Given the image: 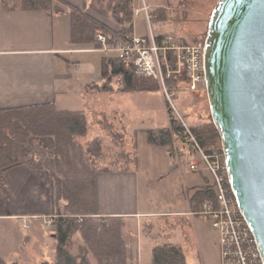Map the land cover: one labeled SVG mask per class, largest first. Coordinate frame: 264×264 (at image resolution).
<instances>
[{
	"label": "crops",
	"instance_id": "obj_1",
	"mask_svg": "<svg viewBox=\"0 0 264 264\" xmlns=\"http://www.w3.org/2000/svg\"><path fill=\"white\" fill-rule=\"evenodd\" d=\"M63 1L57 0L61 4L58 11L56 8L10 7L0 0V109L55 103L61 110H84L88 117L87 110L73 108V94L86 91L92 96L95 80L91 77L97 74L102 53L106 51L98 49V44L72 41L73 7L90 13L93 0ZM137 7L135 5V9ZM135 18L134 33L145 35L136 31ZM72 70L75 73L71 74ZM54 147L53 137L32 136L28 150L32 159L43 160V167L22 162L6 170L0 169V257L7 262L43 264L55 261L57 241L53 230L57 209L54 181L50 176L55 170V162L48 154ZM116 156H112V161ZM124 162V159L115 162L110 170L96 174L97 215L124 219V237L135 262L151 264L154 239L159 236L157 231L162 224L160 217L187 216L185 223H190L199 237L195 222L199 215L193 214L190 197L207 184L192 183V193L183 208L152 210L148 208L152 196L148 187L154 186L152 180L139 177L138 168L124 167ZM180 163L179 159L173 162V168L177 170ZM175 174L177 172L170 170L167 178L156 176L155 185L175 186L179 180ZM138 179L143 188L140 191ZM207 182L211 184L208 178ZM139 202L143 205L142 210L138 207ZM77 238L81 237L77 234L73 238L76 241L74 252L83 242L77 243ZM31 249H37V258Z\"/></svg>",
	"mask_w": 264,
	"mask_h": 264
},
{
	"label": "trees",
	"instance_id": "obj_2",
	"mask_svg": "<svg viewBox=\"0 0 264 264\" xmlns=\"http://www.w3.org/2000/svg\"><path fill=\"white\" fill-rule=\"evenodd\" d=\"M1 1L10 7L37 10L53 9L57 0ZM135 2L136 0H93L90 3V7L96 12L108 20H114L115 27L85 10L73 7L72 41L95 44L96 31L102 28L107 34V44L110 47L117 46L129 33L134 32ZM158 9V15L165 12L163 6ZM102 54V79L93 83V90L108 94L163 91L160 80L140 74L133 62L120 58L114 51ZM187 82L185 73L182 77L172 75L165 79V85L170 91H176ZM203 90L206 92L205 88ZM167 104L171 108L170 103ZM198 116L199 119L211 120L210 112L207 115L200 112ZM170 120L168 127H151L145 131L151 144L167 146L172 151L176 147L175 137L185 140L186 136L177 119L172 116ZM89 122L86 111L61 110L55 103L0 109V169L6 170L22 162L42 168L43 160L32 159L28 150L29 138L53 137L55 147L48 154L55 162V170L50 172V176L55 187L57 217L53 236L57 241V248L55 261L43 264H139L135 262L133 252L124 237V219L97 215L96 174L110 170L115 162L129 160L130 153L126 150L125 143L112 137L119 151L111 162L112 165L103 164L106 157L103 137L84 142L89 132ZM193 130L202 147L222 146V135L212 120H202ZM134 161L138 162V157ZM212 199L214 191L212 185L207 184L190 197V202L196 212L202 209L205 201ZM77 234L83 242L74 252L73 238ZM0 264L19 263L7 262L0 257ZM151 264H187V261L178 244L166 242L154 245Z\"/></svg>",
	"mask_w": 264,
	"mask_h": 264
},
{
	"label": "rangeland",
	"instance_id": "obj_3",
	"mask_svg": "<svg viewBox=\"0 0 264 264\" xmlns=\"http://www.w3.org/2000/svg\"><path fill=\"white\" fill-rule=\"evenodd\" d=\"M219 1L146 0L147 4L154 10L155 19L152 20V27L155 34L159 32L170 33L192 43L208 36L210 20ZM54 5L55 8L61 9V4L57 1L54 2ZM135 5L141 6V0H136ZM160 6L165 8V12L160 13L162 15H158L157 12L160 11L158 9ZM89 12L115 27L114 20L106 19L94 9ZM135 26L139 34L145 33L147 35L149 33L143 14L135 18ZM99 30L105 31L101 28L96 33ZM95 44L98 42L96 41ZM73 73H75L74 70L71 71V74ZM91 78L95 80L94 82L102 79L101 65L97 74ZM91 93L92 96L86 91L79 92V95L74 93L71 103L73 108L85 109L88 112L90 128L84 142L95 137H103L106 157L102 163L106 165L111 163L114 155L119 151L112 137L125 143L131 158L122 163L124 167H129L132 170L138 168L139 177L151 179V185H154L148 187V191L152 192L149 209L163 211L171 208H183L188 195L192 193V183L208 184L207 178L211 181L208 174L201 175L190 169L194 148L190 143H187L186 139L183 140L176 136L175 150L170 151L167 146L151 144L145 131L149 127H168L172 116L179 123L177 110L192 127L202 123V120L213 121L212 116L211 120L198 118L200 112L204 115H207L208 112L211 114L208 94L207 91L203 90V87L197 91H192L187 85H184L173 91L172 102L177 110L171 101L169 104L171 108H169L166 94L163 91L107 94L94 90ZM135 132L136 135H134ZM136 156H138V163L134 161ZM178 159L181 165L176 170L172 164ZM170 170L177 172L175 175L179 176L175 186L171 188H165L162 184L156 186L154 178L156 176H160L158 179L167 178ZM138 183L140 191L143 189L140 179H138ZM138 207L140 210L143 209L141 202L138 203ZM186 217H160L161 220L159 221L162 224L159 226L157 231L159 236L155 237L154 243L177 242L176 244H179L185 254L187 264H222L219 234L212 222L200 215L195 218L199 231L198 237L190 223H185ZM188 225L190 228L187 227ZM79 241H82L81 238H77V243ZM75 244L76 241L74 246ZM30 252L35 255V258L38 257L37 249H31Z\"/></svg>",
	"mask_w": 264,
	"mask_h": 264
},
{
	"label": "water",
	"instance_id": "obj_4",
	"mask_svg": "<svg viewBox=\"0 0 264 264\" xmlns=\"http://www.w3.org/2000/svg\"><path fill=\"white\" fill-rule=\"evenodd\" d=\"M207 37L211 116L264 255V0H220Z\"/></svg>",
	"mask_w": 264,
	"mask_h": 264
},
{
	"label": "built area",
	"instance_id": "obj_5",
	"mask_svg": "<svg viewBox=\"0 0 264 264\" xmlns=\"http://www.w3.org/2000/svg\"><path fill=\"white\" fill-rule=\"evenodd\" d=\"M134 14L135 17L143 14L149 29L147 35L140 36L132 32L123 42L110 47L107 44L106 32L99 30L96 37L98 49L114 51L120 58L133 62L140 74L160 80L168 102H172L174 93L166 87V77L172 75L182 77L185 73L188 79L186 85L190 90L197 91L201 87L206 89L208 37H202L192 43L170 33L155 34L152 27V20L155 19L154 10L146 0H141V6L134 10ZM173 107L176 108L174 104ZM177 112L179 123L185 130L186 141L194 148L190 169L208 174L214 191V199L205 201L202 209L194 211L193 214L211 221L218 232L222 264H264L258 237L241 209L232 186L223 143L220 148L202 147L193 127L178 110Z\"/></svg>",
	"mask_w": 264,
	"mask_h": 264
}]
</instances>
